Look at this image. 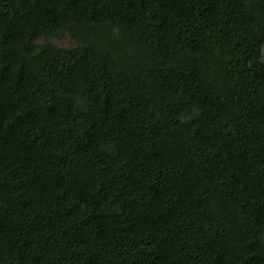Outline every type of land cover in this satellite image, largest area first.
Listing matches in <instances>:
<instances>
[{
	"label": "trees",
	"instance_id": "1",
	"mask_svg": "<svg viewBox=\"0 0 264 264\" xmlns=\"http://www.w3.org/2000/svg\"><path fill=\"white\" fill-rule=\"evenodd\" d=\"M0 264H264V0H0Z\"/></svg>",
	"mask_w": 264,
	"mask_h": 264
},
{
	"label": "rangeland",
	"instance_id": "2",
	"mask_svg": "<svg viewBox=\"0 0 264 264\" xmlns=\"http://www.w3.org/2000/svg\"><path fill=\"white\" fill-rule=\"evenodd\" d=\"M43 40H41L42 42ZM51 41L58 45V46H67V47H70V46H73V42L71 41V39L68 37V36H63L61 38H52Z\"/></svg>",
	"mask_w": 264,
	"mask_h": 264
}]
</instances>
